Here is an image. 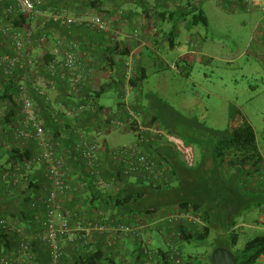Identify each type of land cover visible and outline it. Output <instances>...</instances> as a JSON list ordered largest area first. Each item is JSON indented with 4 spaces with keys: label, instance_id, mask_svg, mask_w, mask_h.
Listing matches in <instances>:
<instances>
[{
    "label": "built area",
    "instance_id": "1",
    "mask_svg": "<svg viewBox=\"0 0 264 264\" xmlns=\"http://www.w3.org/2000/svg\"><path fill=\"white\" fill-rule=\"evenodd\" d=\"M229 1L238 4L246 12L260 10L264 16V0ZM46 3V0H0V75L6 80V84H16V93L11 95V102L4 98V88L0 85V140L6 132L11 147L24 149L31 142L36 147L33 156L14 162L0 171V185L5 188L6 193L13 188L26 190L35 168L44 165L51 187L48 195H39L29 203L30 211L38 212L35 230H30L13 216L0 218V232L15 242L14 246L0 250V264H36L33 247L36 243L47 252L49 264H61L65 256L63 240L66 236L80 242L88 237V234L84 237L73 231L71 221L76 217L73 210L59 214V199L73 193L74 187L69 181L68 157L55 148L52 138L47 134L45 114L58 126L63 125L65 120L72 121L70 126L77 138L73 153L81 159L97 189L104 193L114 186L104 180L99 171L104 148L102 140L105 133L112 128L128 129L135 133L133 143L113 149L110 153L112 161L121 165L122 175L126 178H141L147 184L155 185L168 183V166L160 162L157 154L152 152L153 149L147 150L148 145L175 146L187 167L193 168L196 162L192 146L179 136L170 134L161 125L144 123L141 119L142 113L130 107L131 95L135 94L136 89L133 81L137 76L133 54H129L124 60V80L119 95L123 108L118 113L126 116V120L116 119L112 112L104 111L100 114L101 121L94 125L93 135H89L84 128H79L74 123L75 119L91 109L89 105L81 102L85 98V83L95 72L94 57L80 52L78 42L74 39L53 43L57 38L52 31L48 34L51 26L65 28L78 21L67 9L44 8ZM21 17L27 20V24L18 28L14 22ZM81 22V25L88 27L93 33L102 34L111 42L118 41L117 36H114L112 22L101 15L89 16ZM139 35L135 31L131 38H138ZM122 37L127 36L123 34ZM36 50L44 51L43 55H35ZM47 55L53 56L50 63L45 60ZM61 88L69 98L75 100L73 104L53 101L52 92ZM11 103L17 109V114L10 121H6ZM151 217L157 219L158 223L179 221L204 225L201 218L193 212L181 214L176 208ZM83 229L87 232L111 231L136 238L141 235L143 226L117 223L106 228L89 223ZM157 254V250L144 247L141 264H156ZM166 261L168 264H184L183 252L173 242L166 249Z\"/></svg>",
    "mask_w": 264,
    "mask_h": 264
},
{
    "label": "trees",
    "instance_id": "2",
    "mask_svg": "<svg viewBox=\"0 0 264 264\" xmlns=\"http://www.w3.org/2000/svg\"><path fill=\"white\" fill-rule=\"evenodd\" d=\"M66 2L69 5L72 1L69 0ZM89 3L90 7L88 8L92 10H97L101 5L98 1L93 0L89 1ZM240 8L245 11L244 8ZM161 16H169L171 18L172 16H177V22L189 20L192 26H198L200 24L206 27L208 26V21L202 11L201 4L194 5L192 0H186L176 11L164 12L161 13ZM14 23L16 27L23 28L27 24V20L21 17ZM73 26L66 27V41L73 38ZM115 48H113V54L116 50ZM109 54L111 53L109 52ZM119 55L127 56L125 54ZM45 60L47 63H50L53 60V56L47 55ZM143 79V76H136L133 81V86L136 88ZM5 81L0 75V85L4 88L2 94L5 99L11 102V95L16 93V84L15 82L6 84ZM121 86L122 82L115 90L120 91ZM108 90L109 85H106L100 91L85 94V98L81 103L89 105L91 109L76 119V122L80 126H84L86 131H88L87 123L101 121L100 114L105 111V108L98 101ZM158 103L162 104V100L158 99ZM8 112L6 121H10L17 114V109L14 107V104L11 103V106L9 105ZM45 117L47 122L46 129L49 130L51 127L56 128L46 114ZM157 117H150V123L152 125H159V116ZM68 122L69 120H67V123L65 120L63 123L65 125L62 127L64 134L71 136L72 139L74 137L76 138V133L72 131ZM163 127L170 134L182 138L188 145L192 147L198 146V149L200 147L203 157L199 166L196 165L193 168L187 167L183 163V160H181L175 146L167 144H158L157 146L148 145L147 150L153 149L152 152L157 154L160 162L168 166L170 172L169 181L166 185L147 184L141 178H137L135 182H130V178L122 175L121 165H116L111 160L109 151L107 150L106 154L102 156V159H104L101 161L100 174L104 180L119 185V191L115 195H107L97 189L95 181L90 177L81 159L73 153L74 143L71 147H68L66 143V150L62 151L68 157L67 169L69 175L73 174L72 169H74L78 173L79 178H82L83 181L85 180L84 189L89 194L88 203L91 205L97 204L104 206L112 204L115 208L123 209V216H126L141 211L140 207L143 201L148 199L151 200L152 204L147 205L145 202L146 208L139 213L156 217L160 212H168L173 207L181 214L193 212L201 218L204 224L203 226L179 221L167 223L166 227L168 229L167 231H169L167 234L170 236L178 235L182 241L188 243L197 241L200 244L207 241L213 234L216 235V238L226 236L230 240L232 253L236 257L237 264H264V235L243 240L244 244L239 246L243 238L237 230L239 225L238 219L244 218L243 216L248 211L259 209L263 213L262 215H264V186H262L264 180L260 182V180L257 181L255 178L256 174L262 168L263 158L259 152L257 137L253 127L241 113H236L231 116L225 130H207L208 135L201 141H197L192 137H186L182 133L169 127ZM3 136L2 141L0 140V162L3 156H7L8 158L7 164L4 166L0 165V171L14 162L23 161L35 154L36 147L33 142H31V145L29 144L28 148L24 149L7 147L5 154H3L2 148L6 146L4 143L7 137L6 132ZM58 137L60 135L56 134V138ZM39 168L40 170H45L44 165H40ZM226 168L231 172L230 175L225 174ZM28 188L35 189L34 191L37 192L42 187L35 185L31 179ZM1 195L0 201H2L1 198L3 196ZM37 195L36 197H38ZM23 196L25 208L29 212H20V222L24 219H29L30 216H27L26 213L34 216L38 214L37 211H30L29 209L30 201L36 197L30 199V196L28 197L26 193ZM6 216L17 217L14 214ZM36 221L35 219L31 223L32 227ZM14 244L15 242L11 237L3 235L0 232V250L3 247H12ZM33 247L34 254L36 250H43L37 243ZM218 247L224 246L217 245L213 250ZM157 251L158 261L156 264H168L166 261V250L159 249ZM211 255L212 252L209 254L208 260L200 264H212ZM105 257V252L100 248L91 251L86 256H80L75 261V264H105ZM140 258L143 260L142 254L137 256V260ZM193 261V257L185 258L184 256V264H194ZM34 262L37 264L36 260Z\"/></svg>",
    "mask_w": 264,
    "mask_h": 264
},
{
    "label": "crops",
    "instance_id": "3",
    "mask_svg": "<svg viewBox=\"0 0 264 264\" xmlns=\"http://www.w3.org/2000/svg\"><path fill=\"white\" fill-rule=\"evenodd\" d=\"M66 1L69 0H46L47 3L45 8L48 7L50 9L57 10L67 9L71 12L70 14L75 15V18L78 21V23L73 26L74 29L72 28V39L78 42L80 52L84 54H90L94 57L95 72L93 76L85 83V94L88 92L91 94L95 91H100L101 88L109 85V90L116 91L117 97L120 100V91L117 89L115 90V88H117L121 82L123 83L124 60L126 56L119 54H125L127 56L129 54H133L135 55L136 59V75L140 77L143 76L144 79L137 85L133 99L130 100V107L135 111H140L142 113V121L146 124H149L150 117L156 118L160 114L158 110L160 105L158 103V99H160V97L156 96L155 94L145 95L143 93L142 85L144 81L148 79V69H151V72H157L159 68H162L163 64H166L167 67L170 65L169 62H174V65L179 64L181 61L186 59V55L193 53L194 50H197L192 49L194 48L193 45L190 50H186L176 43L178 32L181 31L179 29L180 25L176 24L177 16H172V18L169 16H161V13L176 11L177 8H180V6L185 3L186 0H93L98 1L101 3V5L97 8V10H92L93 13L89 12L88 14L84 11L89 9V1L91 0H70L72 2L69 5ZM192 1L194 5L199 3L202 5L204 0ZM228 1L229 0H219V5L224 7V4ZM228 3L231 4L230 1ZM231 5L233 6V11H238L240 8L238 4L232 3ZM96 14L101 15L104 17V19L112 22L111 24L115 32L114 36H117L118 41L111 42V40L106 38L104 35L93 33L88 27L81 25V21ZM248 14H250L252 17H254L256 14L260 15L259 20L255 23L256 31L253 39V41L256 40L259 43L258 46L260 47V45H264L263 13L260 10H254L252 12H248ZM180 22L181 21H179V23ZM193 27L195 26H192L191 22L187 24V30L190 32L194 31ZM51 31L52 34H54L57 38L53 43L58 41H66V27L61 28L60 26L53 25L51 28H49L48 34ZM135 31H138L140 35L138 38L132 39L131 37ZM119 34L121 35L119 36ZM123 34L127 37L123 38ZM38 35L39 33H37V37ZM191 41L192 38H190V43H187L189 46L192 44ZM188 45L186 48H189ZM114 47H116V50L113 54ZM174 50H178L179 52L174 53ZM109 52L111 54H109ZM43 53L44 51L41 50L35 51V55L40 57L43 55ZM172 54L174 55V60L169 59ZM183 68L184 67H179L180 73L184 71ZM102 75H107V80L105 82L97 83ZM105 94L106 93L103 95ZM52 95L53 101L56 103H68L70 105L75 102V100L69 98L65 94L62 88L57 92H52ZM122 108V103L120 101L118 103L117 111L110 108L109 112H112L114 118L124 121L126 120V116L120 115L118 113ZM98 122L99 121L87 123L88 131H86V133L93 135L92 130L95 128L94 125H97ZM68 123L71 124L72 122L69 121ZM74 123L79 128H84V126L77 124L76 119L74 120ZM54 126L56 128L51 127L49 130H47V134L52 138L55 148L63 154L64 152L62 150H66V143L68 144V147H71L77 138L74 137L71 140L66 139L64 129L62 128L65 125L58 126L57 124H54ZM56 134H59L60 137L56 138ZM120 136L132 137L133 141H131V143H133L135 140L134 131L128 129L120 130L118 128H112L105 133V137H103L102 140L104 145L103 156L106 154L107 150L110 154L111 150L124 146L121 145L118 147H113L112 145ZM3 138L4 136H2L1 141ZM4 143L6 146L2 148L3 154H5L7 147L11 148V142H9L8 137ZM5 162H7V160ZM72 170L73 174L69 175V181H71L74 190L73 193L69 194L66 198L59 199L61 207L59 214H64L69 210H73L76 213V217L71 221L73 231L79 236L82 235L86 237L88 234V237L85 238V241L80 242L71 239L70 236H66V238L63 240V251L65 256L61 264H75V261H77L80 256H86L91 251L100 248L103 252H105L106 255L105 264H140L142 258L137 260V256H139V254H143L144 247L153 250L162 249L165 251L170 242L175 243L181 249L185 258L191 256L194 259V264H199L193 255H188L182 250L181 246L183 243H185V241H182L178 235L170 236L167 234V232H169L167 231L168 229L166 227L168 222L166 224L163 222L158 223L159 221L151 217V215L139 213L144 210V208H146L145 201H143L142 206L140 207L141 211L136 212V214H130L126 216H123V209L115 208L112 204H107L104 206L97 204L91 205L88 203L89 194H87V190L84 189L85 180L83 181L82 178H79L76 170ZM32 180L35 185L42 187L39 191L37 190L36 192L34 191L35 189L32 190V188H28L26 190H18L13 188L10 190L11 192L6 193L5 188L0 185V194L3 195H1V205H4L3 210L5 209L10 215H17V217H13L17 218L18 220L21 219L20 212H29L25 208L26 206L23 202V194H28V197L30 196V199H32L36 197L37 194L48 195L51 190L45 171L40 170L39 167L35 168V171L32 175ZM135 181L136 179H130V182ZM118 191L119 185L114 184L113 188L104 194L115 195ZM26 215L30 217L29 219H24L22 223L26 227L30 228V230H35L36 224L34 223V226L32 227L31 223L35 219L37 220L38 214L37 216H34L28 215V213H26ZM89 223L105 226L106 228H109L111 225L117 223L128 225L139 224L143 226V229L141 231V235L134 238L119 233H113L111 231H105L101 233L92 230L91 232H87L83 228ZM244 225L245 224H241L240 226ZM202 256L200 260L206 261L207 256ZM35 260L37 264H49V256L47 252L43 250H36Z\"/></svg>",
    "mask_w": 264,
    "mask_h": 264
},
{
    "label": "rangeland",
    "instance_id": "4",
    "mask_svg": "<svg viewBox=\"0 0 264 264\" xmlns=\"http://www.w3.org/2000/svg\"><path fill=\"white\" fill-rule=\"evenodd\" d=\"M228 2L221 7L219 0L203 1L201 8L208 21L207 27L200 24L190 32L187 30L189 21L176 22L181 30L176 43L186 50H190L192 45V49L197 50L186 55V59L179 64L169 62L168 67L163 64L157 72L148 69V79L144 81L142 90L145 95L155 94L162 100L158 109L160 125L197 141L208 135L207 130H225L231 116L241 113L256 133L263 165L255 178L261 182L264 179V45L259 47V43L253 41L255 23L260 15L252 17L241 8L233 11L232 3ZM84 12L93 13L90 8ZM190 38L191 46L187 44ZM187 45L189 48H186ZM177 52L174 50V53ZM169 59L174 60V55ZM179 67H184L182 73ZM106 76L102 75L97 83L105 82ZM120 101L116 91L108 90L98 102L105 108V113H109L110 108L117 111ZM66 139L71 140L72 137L66 135ZM131 141L130 136H120L112 145L118 147ZM193 148L196 154L195 166H199L203 154L200 147ZM179 155L183 160L182 154ZM6 160L7 156L3 157L0 165L7 164ZM227 168L225 174L230 175ZM145 202L147 205L152 204L148 199ZM1 204L0 201V218L10 215ZM262 214L259 209L250 210L244 218L238 219L237 230L243 238L239 246L244 244L243 240L264 235ZM217 245L232 251L228 237L216 238L214 234L201 244L185 242L181 248L184 253L193 255L200 264L205 262L200 260L201 256H207L208 260Z\"/></svg>",
    "mask_w": 264,
    "mask_h": 264
},
{
    "label": "water",
    "instance_id": "5",
    "mask_svg": "<svg viewBox=\"0 0 264 264\" xmlns=\"http://www.w3.org/2000/svg\"><path fill=\"white\" fill-rule=\"evenodd\" d=\"M212 264H237L235 255L225 247L215 248L211 255Z\"/></svg>",
    "mask_w": 264,
    "mask_h": 264
}]
</instances>
